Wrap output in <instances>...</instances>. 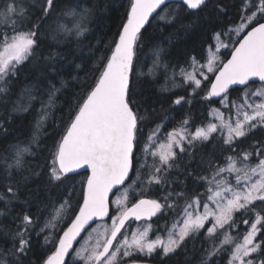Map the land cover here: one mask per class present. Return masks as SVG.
Here are the masks:
<instances>
[{
	"label": "snow or ice",
	"instance_id": "1",
	"mask_svg": "<svg viewBox=\"0 0 264 264\" xmlns=\"http://www.w3.org/2000/svg\"><path fill=\"white\" fill-rule=\"evenodd\" d=\"M180 2L187 10H193V15L207 5V0ZM168 3L169 0H131L126 22L107 46L109 54L101 55L97 60L95 67L99 74L94 86L78 102L74 112L70 109L69 122L60 139L53 144L46 172L50 186L65 184L71 179L70 174H78L80 169L90 170L82 184L84 190L78 207L68 224L57 231L59 221L71 208L68 199L51 205L52 211L43 222L27 208L13 216L14 227L0 222V264H35L31 258L33 237L41 234L43 255L40 264H66V259L69 264H75L76 260L81 264H136L135 260L125 258L136 254H174L188 237L195 238L202 232L209 246L204 249L200 264H216L213 258L225 253L227 264H264V147L237 151L239 141L257 129L264 130V0H245L239 22L225 33H214V39L233 33L239 37L231 46L223 41L216 46L217 51L220 46L228 49L226 56L229 58L217 61L216 56L206 55L201 62L192 56L188 63L191 71L180 69L182 83L189 86L190 96H196L203 81H208L201 98L219 97L218 103L229 109L228 114L215 109V119L219 123L209 121L206 125L194 126V130L188 127L190 120L186 118L179 128L166 134L165 144L148 153L162 125L157 126L149 134L148 142L141 146L139 125L146 117L140 114L135 100L137 51L143 43L142 29L153 13H156L154 18L165 23L175 19V15L169 19L157 12V9L164 11L161 6L167 7ZM91 16L92 10L79 3L61 6L60 0H0V98L7 99L8 86L18 71L23 70L22 65L40 59L51 62L59 55L41 56V47L46 40L55 45L72 40L79 42L89 30ZM163 53V48L154 50L153 67L147 74L155 78L157 69H163L165 82L170 81L175 87L176 71L162 60ZM208 74H212L211 79ZM64 84L62 81L61 86ZM233 86H241L239 102L228 99L229 89ZM58 91L55 85L50 86L47 107L52 106ZM25 94L34 98L29 89H25ZM182 102L190 104L191 100L184 96L173 100L175 105ZM14 110L26 111L27 106L18 104ZM0 131L7 132L3 124H0ZM215 139L226 145L231 154L224 157L223 164L209 159V174L196 175L195 179L204 182L208 193L203 204L199 195L188 198L183 191H170L163 203L157 199L139 198L128 206L127 191L117 194L120 192L117 186L124 185L130 173L139 177L140 167L145 166L149 170L143 183L164 186L168 170L177 163L176 149L184 153L186 146H195L196 142L203 145ZM38 146L34 135L26 143L12 145L10 155L0 158V171L5 181V191L0 193V202H3L0 217L11 214L12 203L20 199L21 187L40 175L28 166L27 161ZM145 154L153 157L151 165L140 164L141 158L147 160ZM229 177H234V182ZM114 188L117 193H113ZM110 194L115 196L111 201L115 206L111 216ZM68 196H72V192H68ZM173 196L175 198L170 201L169 197ZM182 199L183 205L180 204ZM165 209H179L181 216L171 228L165 229L166 237L157 234L150 238L152 218ZM236 213H240V223L247 228L233 235V230L239 227ZM97 221L104 223L90 227ZM139 221L144 223H136ZM86 228L89 231L81 237ZM78 238L84 242L74 249ZM70 253H74L71 258Z\"/></svg>",
	"mask_w": 264,
	"mask_h": 264
},
{
	"label": "trees",
	"instance_id": "2",
	"mask_svg": "<svg viewBox=\"0 0 264 264\" xmlns=\"http://www.w3.org/2000/svg\"><path fill=\"white\" fill-rule=\"evenodd\" d=\"M60 2L61 6L79 3L81 7L92 10L88 32L80 38L79 42L72 40L70 43L55 45L50 40H46L41 47V56H47L49 53H59V55L51 62L40 59L38 62L22 65L23 70L18 71L17 76L8 86L7 99L0 98V124L7 129V132L0 131V158L10 155L12 145L26 143L34 135L39 145L34 147L35 154L27 157V161L28 166L38 171L40 175L33 177L29 184L21 187L20 199L12 203L11 214L0 217V222L13 227V216L22 213L25 208L30 214L38 215L43 222L52 211L51 205L68 199L71 202V208L67 211L65 218L59 221L57 231H60L68 224L77 209L84 190L82 184L88 172L71 175V179L66 180L63 185L50 186L46 176L47 164L54 142L60 139L69 122L70 109L74 112L78 102L94 86L99 74L95 67L97 60L101 55L109 54L107 46L111 45L121 26L126 22L131 0H60ZM244 2L245 0H207L206 7L199 10L196 15H193V10H187L181 2H172L163 8L164 11H160L161 15L164 14L169 19L175 15L172 23L153 18L142 29L143 43L137 51L139 63L136 65L138 75L135 89V100L139 105L140 114L146 117L139 125L138 138L141 146L148 142L149 134L159 125L162 127L158 129V137L164 139L168 132L180 126L181 121L186 118L190 120L188 127L193 130L194 126L206 125L211 120V111L218 105V101L201 98L206 91L205 85L208 81H203L196 96H190L189 86L182 83L180 69H191L188 63L192 56L204 62L205 56L209 55L217 41H226L231 46V43L239 39L235 33L231 36L222 34L219 39H214V33H225L239 22ZM187 25L191 27H186ZM209 46H212L210 50ZM159 48L164 49L162 60L176 71L177 86L175 87L170 81L165 82L163 69H157L155 78L147 74L153 67V52ZM227 52L226 48L221 51V61L228 58ZM208 75L211 79L212 74ZM62 81L65 82L63 87L61 86ZM51 85H55L59 91L55 95L52 106L47 107ZM25 89H29L34 98H29L25 94ZM23 93L26 99L20 100ZM240 93L239 89H235L228 97L235 100L238 99ZM178 96H184L186 100L190 99L191 103L182 102L180 105H175L173 100ZM18 104L26 105L27 110L15 111L14 108ZM42 115L45 118L42 119ZM238 143L237 151L241 149L252 151L254 147H264V130L257 129ZM176 151L178 153L176 166L168 170L164 186L143 183L149 170L146 166L140 167L139 177L133 173L127 184L120 189L123 190L128 185H132V181L141 185V188L137 187L139 191L130 197L128 206L142 197L157 199L163 203V198L170 191L173 193L183 191L188 198L199 195L204 188V182L195 179L196 175L209 174L207 167L209 159L217 164H223L224 157L231 154L227 146L223 145L219 139L210 140L203 145L196 142L195 146H186L184 153ZM151 152L152 150L148 151V153ZM145 155H147V160L140 159V164L151 165L153 157L150 154ZM155 159L158 163L159 159L157 157ZM188 173L193 175L190 176ZM4 184L3 172L0 171V193L5 191ZM68 192H72V196H68ZM174 198V196L169 197V200ZM25 201H30V203L25 204ZM183 203L182 199L180 204L183 205ZM259 204L260 202H257V205ZM2 208L3 202H0V209ZM114 211V205L111 204V215ZM180 213L179 209L175 211L165 209L158 213L151 223L157 229L163 226L164 229L169 228L172 220ZM235 218L240 222V213H236ZM205 227L207 228L208 225ZM240 228V231L244 232L247 226L243 224ZM33 240L34 251L31 258L35 264H40V257L43 255V250L40 248L43 244V234L39 237L34 236ZM208 246L202 232L195 238L188 237L174 254L163 258L158 253L152 256L136 254L127 260L157 264H200L204 249ZM73 256L74 253L70 258ZM213 259L216 264H227V253ZM66 264H69V260ZM75 264H81V262L76 260Z\"/></svg>",
	"mask_w": 264,
	"mask_h": 264
},
{
	"label": "rangeland",
	"instance_id": "3",
	"mask_svg": "<svg viewBox=\"0 0 264 264\" xmlns=\"http://www.w3.org/2000/svg\"><path fill=\"white\" fill-rule=\"evenodd\" d=\"M163 13V12H162ZM164 15V14H163ZM224 42V41H223ZM224 43H228V42H224ZM221 44V41H217L216 43H215V45H214V47L210 50V52H209V55L208 56H216V58H217V61H221V55H220V53H221V51L224 49V47H222V46H220L219 47V51H217L216 50V46L217 45H220ZM188 71H191V69L190 70H188ZM182 80H183V78H182ZM257 87L259 86L258 84L256 85ZM242 95V92L240 93V95L239 96H241ZM23 99H26V95L24 96V93L21 95V98H20V100H23ZM228 99H229V101H231V100H234V99H231L230 97H228ZM235 100H237V102H239V100L238 99H235ZM257 102H259L258 100H257ZM215 109H219L221 112H223V113H225L226 115L228 114V112H229V109L228 108H225L224 107V105L223 104H221V103H218V105L217 106H215L213 109H212V111H211V120L210 121H212V122H214V123H219V121L218 120H216L215 119V113H214V110ZM181 126V125H180ZM180 126H178L177 128H179ZM176 128V129H177ZM167 142V138H164V139H160V137H158V133H157V136H156V141H155V143H152L151 144V146L148 148V151L149 150H152V152L153 151H155L157 148H158V146L160 145V144H165ZM176 150H178V149H176ZM157 158L159 159V157L157 156ZM141 160H143V158H141ZM229 180H231V181H233L234 182V177H229ZM147 186V185H146ZM137 187H140L141 188V185L140 184H137V183H133L132 185H131V187L129 188V187H127V188H125V189H123V190H120V192L119 193H117L118 195H122L123 193H124V191H127V195H128V201H127V204L129 203V200H130V197L133 195H135V193L136 192H138L139 190L137 189ZM204 188H203V190L200 192V194H199V196H200V200H201V203L203 204L205 201H206V196L208 195V193L206 192V190H205V184H204V186H203ZM114 199H115V197H114ZM113 199V200H114ZM209 203V206L210 207H213V205L211 204V202H208ZM114 208H115V206H114ZM180 216H181V213L180 214H178V216H176L173 220H172V224L169 226V228H171L172 227V225H173V222L175 221V220H178L179 218H180ZM237 223H238V225H239V227L237 228V229H234L233 230V232H232V234L233 235H236L237 233H242V231H240V225H243L242 223H240V222H238V221H236ZM104 222H100V223H96L94 226H92V227H98L99 225H101V224H103ZM144 223V222H143ZM143 223H138V224H143ZM207 225V224H206ZM205 225V226H206ZM133 227H135V226H133ZM157 234H159V235H162V236H165L166 237V232H165V229H164V226L162 227V228H155L154 226H153V231H152V233H150L149 234V236H150V238H153L155 235H157ZM85 237V236H84ZM84 241H83V239L80 241V243L78 244V246H77V248L76 249H78L79 248V245L81 244V243H83ZM159 251V250H158ZM155 254V253H154ZM129 257H127V258H125V259H128Z\"/></svg>",
	"mask_w": 264,
	"mask_h": 264
},
{
	"label": "water",
	"instance_id": "4",
	"mask_svg": "<svg viewBox=\"0 0 264 264\" xmlns=\"http://www.w3.org/2000/svg\"><path fill=\"white\" fill-rule=\"evenodd\" d=\"M172 2H180V0H169V3H172ZM168 3V4H169ZM165 6H161V8L163 9ZM161 11V9H157V12H160ZM156 16V13H153V16L152 17H150L149 18V23H150V21L154 18ZM148 23V24H149ZM148 24H146L145 25V27L148 25ZM144 27V28H145ZM229 58V57H228ZM240 87L241 86H233L232 88H230L229 89V92H231V91H233V90H235V89H240ZM219 97H213L212 98V100H214V101H219ZM83 172H88V175L90 174V170H85V169H80L79 170V173H83ZM78 173V174H79ZM70 175H76V174H70ZM132 175H133V173H130V175H129V179L128 180H126L125 181V184L124 185H119V186H117V188H122L123 186H125L126 184H127V182L130 180V178L132 177ZM117 192V189L116 188H114L113 189V193H116ZM112 197H113V195L112 194H110V196H109V201H110V212H109V216L111 215V199H112ZM142 198H144V199H151V198H149V197H142ZM155 217V216H154ZM154 217L152 218V220L154 219ZM98 222H100V221H97V222H94L92 225H90V227H92L94 224H96V223H98ZM130 222V221H129ZM139 222H141V221H139ZM89 229L88 228H86L85 229V232H82L81 233V237H83L85 234H86V232L88 231ZM81 241V238H78V240H77V242L76 243H74V245H73V248L75 249L76 247H77V245L79 244V242ZM71 254L72 253H70L69 255L71 256ZM67 259H66V263H67ZM136 264H157V263H152V262H146V261H136Z\"/></svg>",
	"mask_w": 264,
	"mask_h": 264
},
{
	"label": "flooded vegetation",
	"instance_id": "5",
	"mask_svg": "<svg viewBox=\"0 0 264 264\" xmlns=\"http://www.w3.org/2000/svg\"><path fill=\"white\" fill-rule=\"evenodd\" d=\"M228 95H229V94H228ZM157 215H158V214H157ZM155 217H156V216H155ZM155 217H154V218H155ZM153 220H154V219H153ZM153 220H152V221H153ZM152 221H151V222H152ZM131 222H132V221H131ZM141 222H144V221H141ZM158 252H159V251H158ZM159 256H160L161 258L164 257L163 255H159Z\"/></svg>",
	"mask_w": 264,
	"mask_h": 264
}]
</instances>
